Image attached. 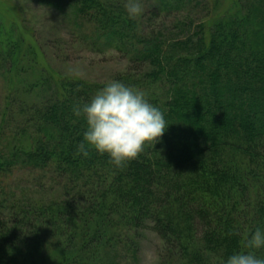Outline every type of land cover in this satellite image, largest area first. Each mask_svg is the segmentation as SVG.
Wrapping results in <instances>:
<instances>
[{"label": "trees", "instance_id": "obj_1", "mask_svg": "<svg viewBox=\"0 0 264 264\" xmlns=\"http://www.w3.org/2000/svg\"><path fill=\"white\" fill-rule=\"evenodd\" d=\"M38 1L127 55L114 79L143 90L168 126L119 167L79 154L75 109L106 82L46 66L27 78L35 46L21 7L0 0V264H113L108 251H136L140 227L189 264L241 250L264 229V0H146L135 16L122 0ZM26 172L40 188L49 173L63 197L19 196L11 182Z\"/></svg>", "mask_w": 264, "mask_h": 264}, {"label": "rangeland", "instance_id": "obj_2", "mask_svg": "<svg viewBox=\"0 0 264 264\" xmlns=\"http://www.w3.org/2000/svg\"><path fill=\"white\" fill-rule=\"evenodd\" d=\"M122 1L126 4V0ZM8 2L21 7L18 18L21 21L20 25H23L24 36L37 50L32 54H26L30 59L34 54L31 64L33 73L30 76L26 75L30 80L34 81V70L35 72L39 70L38 74L42 73L43 69L46 75L47 69L43 66L57 71L63 78L106 83L128 69L130 64L128 56L118 48L104 45L103 42L101 45L97 43L98 41L96 42L92 37L91 24L85 25L81 30H73L71 25L64 21L63 13L46 2L38 0H8ZM141 4L140 15L146 0H141ZM4 9L8 13L9 10L7 11L6 7ZM8 15L12 17L11 14ZM167 19L171 21L174 16L169 15ZM14 75L13 82L18 83L16 74ZM2 78L3 76L0 75V97L6 83ZM41 175L43 176L40 183L44 184V188L36 186L38 183L27 172L18 173L11 184L19 196L24 194L26 198L35 197L41 201L61 199L63 195L58 181L50 178L49 173ZM136 242L138 247L136 251L125 241L113 251H108L109 256H113V264H189L187 258L168 256L163 246L164 241L148 227L144 229L140 227ZM210 254L212 264H223L222 259L226 258L224 252L216 253L210 250Z\"/></svg>", "mask_w": 264, "mask_h": 264}, {"label": "clouds", "instance_id": "obj_3", "mask_svg": "<svg viewBox=\"0 0 264 264\" xmlns=\"http://www.w3.org/2000/svg\"><path fill=\"white\" fill-rule=\"evenodd\" d=\"M125 7L130 16L142 11L141 0H126ZM75 111L87 124L77 152L86 157L89 149H94L107 154L117 167L136 158L146 143L154 145L168 126L164 113L143 90L118 79L109 80ZM260 248H264V229L258 227L243 248L228 255L223 264H264V256L255 251Z\"/></svg>", "mask_w": 264, "mask_h": 264}]
</instances>
